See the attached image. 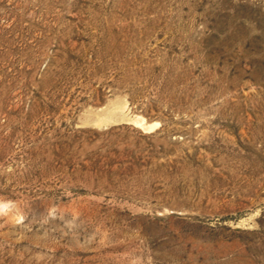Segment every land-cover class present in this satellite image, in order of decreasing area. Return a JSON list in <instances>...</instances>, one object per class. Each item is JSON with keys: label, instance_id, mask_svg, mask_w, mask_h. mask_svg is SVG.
<instances>
[{"label": "rangeland", "instance_id": "374dc122", "mask_svg": "<svg viewBox=\"0 0 264 264\" xmlns=\"http://www.w3.org/2000/svg\"><path fill=\"white\" fill-rule=\"evenodd\" d=\"M0 264H264V0H0Z\"/></svg>", "mask_w": 264, "mask_h": 264}]
</instances>
